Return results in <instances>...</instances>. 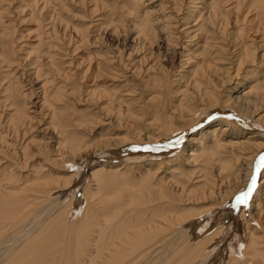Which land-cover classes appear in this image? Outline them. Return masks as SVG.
I'll use <instances>...</instances> for the list:
<instances>
[{
  "label": "bare ground",
  "instance_id": "6f19581e",
  "mask_svg": "<svg viewBox=\"0 0 264 264\" xmlns=\"http://www.w3.org/2000/svg\"><path fill=\"white\" fill-rule=\"evenodd\" d=\"M12 1L0 0V112H3L0 114V161L3 160L0 162V244H9V240H12L9 248L2 253L3 261L0 264H135L154 250L168 252L170 249L167 254L163 251L166 256L160 264H186L194 258H198L197 264H264L263 229V236L255 239L254 230L245 224L248 242L243 244L242 239H239L224 257L218 256L219 260H215L212 256L215 251L207 248L213 244L214 238L223 233L222 225L212 228L213 231L199 238L202 229L199 233L193 223L201 215L215 210L236 189L245 186L253 158L264 149V138L258 133L247 131V135L243 136L242 126L224 118L225 109L231 108L238 112L241 120L250 118L251 123L264 129V0H234L230 4L228 0H190L189 5L194 4V9L187 11L189 13H182V0H172L164 17L166 20L158 31H164L163 28L167 30L165 44L168 45L169 38L173 35L172 19V22L181 27L177 35L187 40L184 57L179 59L180 67L185 69L181 73L176 70L177 81L171 80L170 75L166 74L165 63H162L158 54H149L148 51L145 53L144 43L154 42L153 45L156 46L157 38L154 36L157 31L151 27L154 19L145 9H142L143 12L141 10L142 14L138 13L133 17L135 22L132 24V31L135 35L131 39L140 44H134L131 49L114 44L113 53L112 49L106 51L110 56H103L99 51V55L91 54L93 51L86 48L88 41L93 44L98 40L96 32L99 30L114 36L118 33V28L124 31L125 23L121 12H125V15L138 12L142 4L138 0L133 1L137 7L130 6V2V7L125 8L123 5L124 10V2L118 5L114 0H17L16 7L12 5ZM162 3L163 0L159 7L163 6ZM81 4L88 6L82 17L91 19L84 28L69 22L66 14L68 5L76 7ZM102 7L111 10L107 12V8L103 11ZM114 11H118L119 19L112 18ZM231 12L235 13L232 20L236 26L233 28L235 31L227 33ZM18 14H21L20 17L28 15V21H38L33 36L27 34L26 30L20 31L18 38L30 39V36H36L33 43L28 44L30 48L23 56L17 55L16 46H13V19ZM179 14L182 16L177 20ZM9 15L12 16L11 19ZM37 16L41 19H37ZM21 32H25V35ZM90 34L92 41L88 40ZM253 34H257V37L253 38ZM19 44L18 49H21L22 45ZM191 46L194 49L191 50ZM83 49H86L83 55L73 58ZM258 49L261 50L260 55L256 53ZM61 51L62 54L59 53ZM63 54L72 57L65 61L62 59ZM95 59L97 62L93 63L96 65L94 67L91 61ZM81 64L83 67L80 69ZM246 64H251L253 68H247ZM73 69L74 73L71 72ZM237 69L249 76L240 77ZM127 73L129 76L137 75L143 83L144 91L139 92V103L134 95L128 99L122 96L123 90L118 89V84H114L118 77L129 83ZM84 74L88 78L84 83L85 99L105 98L107 106L98 107L105 111L101 114L108 121L103 122L111 124V127L115 125L119 129L122 126L124 129L121 135L103 137L100 142L102 149L104 151L110 148L114 156H122L125 160L138 158L136 154L126 157L134 152L133 145L169 139L185 127L188 129L195 126L208 113H223V118L205 129L201 134L204 137L191 139L189 149L183 147V156L177 155L181 159H170L174 164H169V160H162L158 168L154 164L153 167L157 170L154 168L149 172L143 167L133 174L130 166L128 168L124 165L118 170L102 163L98 169L95 167V171H90L91 182L83 190L82 200L76 202L71 198L66 204H62L61 195L58 196L57 192L66 188L68 190L73 172L66 176L59 174L72 171L67 164L74 166L76 151H92L91 146L84 141V133L77 129H89L93 134V127L90 128V124L95 122L93 117L80 110L75 111V117H72L74 114L68 115L66 112V116L63 111H59V108L66 111L64 101L68 95L80 96L78 92L81 85L78 80L79 75L82 77ZM10 78H13L12 81H9ZM26 78L41 83V94L38 96L41 99L39 107L43 109L40 114L35 113V110L29 111L28 108L26 112V107L29 106L27 103H31L30 98L35 93V88ZM24 80L29 84L28 87L21 84ZM90 80L93 83H89ZM67 81H71L74 86L70 91L67 90L68 93ZM231 81L234 83L229 91L227 85ZM171 82L176 86L173 91L169 88ZM137 83H132L134 87H130L131 93L138 88ZM29 89L31 90L28 91ZM19 95L26 100L17 99ZM81 98L79 99L82 100ZM108 107L115 111L113 116L107 113ZM121 115L129 118V122L124 123L125 119ZM42 119L45 120L40 123ZM139 121L142 126H139ZM36 129L40 133L52 131L50 133L54 135L51 139L56 142L55 146L52 148V145H48L50 136H46L48 140L36 139L37 136L33 135ZM226 132L229 133L228 136H234L223 137ZM102 149L98 148L94 153H100ZM161 165L165 172L171 168L176 173L155 176ZM54 171L57 173L56 177H52L51 173ZM90 183L97 191L121 184L115 206L110 205L109 200H104L101 207L91 202ZM260 183H264V178ZM125 190V198L129 200L131 207L123 202ZM54 193L57 196H52ZM136 193L140 200L134 205ZM212 197L214 198L208 201L209 206H187L191 202L199 203ZM38 204H43L39 214L32 208ZM254 206L256 209L259 207L256 204ZM34 212L37 214L29 218L28 215ZM208 219L203 228L209 227ZM26 225L31 229L34 227L33 230L25 228ZM256 225L258 226V222ZM13 226L20 229V234H10L4 241L6 227ZM176 235L177 240H174ZM19 241L24 243L18 249ZM241 244L244 245L243 248L240 247ZM158 257L160 260V255Z\"/></svg>",
  "mask_w": 264,
  "mask_h": 264
},
{
  "label": "rangeland",
  "instance_id": "374dc122",
  "mask_svg": "<svg viewBox=\"0 0 264 264\" xmlns=\"http://www.w3.org/2000/svg\"><path fill=\"white\" fill-rule=\"evenodd\" d=\"M107 1H109V0H107ZM119 0H114V2L115 3H117L118 5H120V4H122V2H124L123 4H122V7H123V10H124V6H126L125 8H127V7H130V6H135L134 4H133V1L134 0H120L119 2H118ZM140 3H142L141 4V6H139V11L137 12H132V14H126L125 15V12H121L122 13V21L124 20V22L123 23H125L124 24V26L126 27H124V31H122V29H117L118 30V36H116L117 34H115V36L114 35H110V34H104V33H102L100 30L98 31V32H96V36L98 35V42L96 41L95 43H93V44H90V41H88V43H87V45H86V48H88L90 51H93V53H91V54H98L99 55V52H100V54L101 55H103V56H110V55H107V53H106V51H111V49L115 46V45H118L119 44V47L120 48H130L131 49V47L134 45V44H136L137 42L136 41H133L131 38L135 35V32L134 31H132V30H134L133 29V27H132V24L135 22V19L133 18L136 14H138V13H141V10L143 9H145L144 11H148L149 13H148V15L150 14V17L151 18H153L154 20H153V22L151 23L152 25H151V27L152 28H154L155 29V31H157L156 33L157 34H155L154 36H156L157 38H155L156 39V46L155 45H153V44H155L154 42H152V43H148V41H147V43L145 42H141V44H143L144 43V49H145V53L147 52V53H154L155 55H159V59L160 60H162V63H165V69H166V74L167 75H170V79L171 80H175V81H177L178 80V76H177V74H178V72H176V70L177 71H180V73L182 72V69H185V67H180V60L182 59V57H184L183 55V53H185V52H183L184 51V47H186V46H184L185 45V41H187L186 40V38H184V37H182V36H180V38H179V41L178 42H174V45H170V43H168V45H166L165 44V33H166V29L165 28H163L164 29V31L162 30L161 32H159L158 31V29H160V28H162L161 26H162V24H163V22H165V18L164 17H166V13L169 11L168 9H170L168 6L171 4V3H173L172 2V0H163V3H162V7L160 6L159 7V3L160 2H162V0H138ZM39 2V1H38ZM125 2H127V4L125 3ZM129 2V3H128ZM130 2H132V4L130 3ZM189 2H190V0H182V3H181V11H182V13H189V12H187V11H190V10H193L194 8H193V5L194 4H190L189 5ZM195 2H200V0H198V1H195ZM228 4H230V3H233L234 2V0H228ZM120 3V4H119ZM131 4V5H130ZM227 4V5H228ZM12 5H14L15 7L18 5V3H17V0H13L12 1ZM92 5V4H91ZM124 5V6H123ZM130 5V6H129ZM71 7V9H70V7ZM187 6V7H186ZM229 6V5H228ZM81 7V8H80ZM86 7V8H85ZM84 7V5L83 4H81V5H77L76 7H74L73 5H68V7H67V15H68V17H69V22H71V23H73L74 25H77L78 24V26H80V27H82V28H84L86 25H87V23L89 22V21H91V19L89 18V17H82V15H84L86 12H87V7L88 6H85ZM135 7H137V6H135ZM85 8V9H84ZM103 9H101V12H102V10L103 11H105L107 8H105V7H102ZM82 9V10H81ZM185 9V10H184ZM189 9V10H188ZM86 10V12H84ZM108 10H111V8H108L106 11L107 12H109ZM143 10H142V12H143ZM164 10V11H163ZM82 11V12H81ZM180 11V12H181ZM78 12V13H77ZM118 12V11H117ZM117 12H115L114 11V13L112 14V15H114V16H112V18L114 19H119V13H117ZM151 12V13H150ZM82 13V14H81ZM135 13V14H134ZM193 13V12H192ZM34 14H36V13H34ZM76 14V15H75ZM124 14V15H123ZM142 14V13H141ZM166 14V15H165ZM195 14V13H194ZM18 15H19V17H18ZM18 15H16L14 18L15 19H13L15 22L13 23L14 24V26H13V29H14V33L12 34V36L14 35V39H15V42H14V44H13V46H16V51H17V55H19V56H23V55H25V53H26V51L27 50H29V46H28V44H30V43H33L32 41H34V38H36V36H34V37H32L33 35H34V30H35V28H36V25H37V20L35 19V20H33V21H28V15H26V16H24V15H22V17H20L21 16V14H18ZM73 15H74V18L72 19V17H73ZM118 15V16H117ZM229 15H231V16H229V25H228V27H227V33H228V31H235V30H233V28L236 26V24H234L233 23V21L234 20H232V19H234L235 17V13H230ZM12 16H13V14H12ZM12 16L11 15H9V19H11L12 18ZM81 16V17H80ZM124 16V17H123ZM147 16V15H146ZM182 15L181 14H179V18L181 17ZM116 17H118V18H116ZM130 17V18H129ZM136 17V16H135ZM149 16H148V18H150ZM230 17H231V19H230ZM18 20H17V19ZM19 18H23V19H19ZM37 19H41V18H39L38 16L36 17ZM80 18V19H79ZM82 18V19H81ZM93 18H95V19H97L98 17H93ZM92 18V19H93ZM126 18H127V20H126ZM140 18H142V17H140ZM158 18V19H157ZM164 18V19H163ZM5 20H7L6 19V17L4 18ZM114 19V20H115ZM94 20V19H93ZM157 20H159V21H157ZM8 21V20H7ZM16 21H17V23H16ZM95 21V20H94ZM155 21H157V22H155ZM173 20L171 19V24H173V23H175V22H172ZM181 21V20H180ZM232 21V22H231ZM162 22V23H161ZM85 23V24H84ZM114 24V23H113ZM155 25H156V27H157V29H156V27H155ZM82 28H81V30H82ZM179 28H181V27H179ZM231 28V29H230ZM255 28V27H254ZM29 29V30H28ZM27 31V34H29V35H32V36H30V39L29 38H27V37H23V38H18L20 35V31ZM161 30V29H160ZM31 31V32H30ZM126 31V32H125ZM99 32H100V34H99ZM120 32V33H119ZM122 32H124V34H125V36H127V37H125L124 36V34L122 33ZM132 32V33H131ZM22 34H24L25 32H21ZM127 34V35H126ZM133 34V35H132ZM25 35V34H24ZM95 35V34H94ZM121 35H123V36H121ZM164 35V36H163ZM17 36V37H16ZM103 36V37H102ZM253 38H256L257 37V34H253V35H251ZM255 36V37H254ZM125 37V38H124ZM18 38V39H17ZM33 38V39H32ZM93 40L92 38H91V34H90V36L88 37V40ZM18 40V41H17ZM101 40H102V42H101ZM119 40V41H118ZM22 42V43H21ZM25 42V43H24ZM28 42V43H27ZM119 42V43H118ZM18 43H20L19 45H22V47H21V49H18ZM96 43H98V44H96ZM105 43V44H104ZM103 44V45H102ZM115 44V45H114ZM138 44H140V43H137V45ZM102 47H100V46ZM114 45V46H113ZM123 45H125V46H123ZM26 46H28V47H26ZM88 46V47H87ZM89 46H91V47H89ZM110 46V47H109ZM99 47V48H98ZM151 47V48H150ZM154 47V48H153ZM67 48H69V47H67ZM97 48V49H96ZM189 48V47H188ZM191 48V50L192 49H194V47H190ZM18 49V50H17ZM101 49V50H100ZM129 49V50H130ZM143 49V50H144ZM151 49V50H150ZM25 50V51H24ZM125 50V49H124ZM128 50V51H129ZM85 51H86V49H83V51H81V52H79L78 53V55H75V57H73V58H78L77 56H79V55H83V53H85ZM99 51V52H98ZM115 51V50H114ZM113 51V49H112V51H111V53H113L114 52ZM260 52V53H259ZM59 53H63V51H61V52H59ZM256 53H258L259 55L261 54V50L260 49H258V52H256ZM98 55L96 56L97 58H98ZM135 55V54H134ZM258 55V56H259ZM68 56V57H67ZM71 55H62V59L63 60H69V57H70ZM72 57V56H71ZM136 57H138V56H136ZM14 58H15V55H14ZM20 58V57H19ZM66 58V59H65ZM72 58V59H73ZM180 59V60H179ZM74 60V59H73ZM73 60H71V62L73 63L74 61ZM19 62H20V59H19ZM71 62L69 63V64H71ZM96 63L97 62V60L95 59V61L93 60V61H91V65H95V64H93V63ZM24 64V61L22 62V65ZM83 64H85V62H83ZM83 64H81V66H80V69L83 67ZM71 66H73V65H71ZM96 66V65H95ZM94 66V67H95ZM246 66H247V68H250V67H252L253 68V66H251V64H246ZM18 67H20V65L18 66ZM25 69H27V68H25ZM79 69V70H80ZM26 71H28V70H26ZM29 72V71H28ZM71 72H73L74 73V69L73 70H71ZM111 72V71H110ZM77 73V72H76ZM101 73H99V75H100ZM19 75V73H17L16 74V76H18ZM74 75V74H73ZM89 75H90V73H89ZM88 74H87V76H89ZM99 75H97V76H99ZM127 75H128V73H127ZM133 75V74H132ZM132 75H128L127 76V80L128 81H130L129 83L128 82H125V80L123 81V80H121V79H119L120 77H118V79L116 80V82L114 83L115 85L116 84H118V89H120V90H123L122 92H121V94H122V96H124L126 99H128V97L130 98V97H132L133 95L136 97V100H137V103H139V101L138 100H140L139 99V96H140V93L139 92H143L144 90H143V88H142V81L139 79V78H137L138 76L136 75V76H132ZM174 75V76H173ZM246 75H248V73H243V75H240V77H245ZM80 76V78H79V80H78V82H79V85H81L80 86V88H79V94H80V96L78 97V95L77 94H70V95H68L66 98H65V101L64 102H66L65 104H66V106H67V109H66V111H64L63 109H60L59 108V111H63V114L65 115L66 114V116H67V113H68V115L70 114V115H73L74 113H76L75 111L76 110H80L81 111V113H82V111H83V113H85V112H88V114H89V116H91V117H93L92 118V120H95V122H93L92 124H90V128H92L91 130H93V134L89 131V129H85V130H81V128H78L77 130L79 131V132H82V133H84V141L86 140V144H89L90 146H91V148H92V151H91V149H88V152L86 151V153L85 152H82V153H77V151H76V154H75V156H74V160H76V161H73V163H74V166L72 167V168H70V169H72V171H70V172H62L61 174H59V175H63V176H66V175H70V174H72V172H73V176H72V182L70 183V186L68 187V190H67V188L66 189H62V190H58V192H57V195L58 196H60L61 198H62V204H66L65 202H67V201H69V200H71V198H73L74 199V201H76V202H78V201H81L82 199H81V197H82V192H83V190L85 189V187L88 185V182H91V181H89V173H90V171H95V167H96V169H98V167H100L101 165H102V163L103 164H106V165H108V166H114V168L115 169H118L119 170V167H122V166H128V168H129V166H130V172H132L133 174L137 171V170H139V169H143V167H145V169L147 170V171H151V170H155L156 168L155 167H159L160 165H159V163H160V161H162V160H164L165 162H168V160H169V162H171V163H169V164H172L173 162H172V160H170L171 158H175L177 161L179 160V159H181V156H183L181 153H182V150H183V147H186V150L187 149H189V143H191L192 141H191V139H193V138H195V137H199V136H201V134L202 133H204L205 132V129H207V128H209V127H211V125H213V124H215L216 123V121L217 120H219V119H222L223 118V113H218V112H216L217 113V115H216V118L214 119V120H212V121H208L207 123H205L204 121H203V119H202V121H201V124H202V127H200V128H195V126L194 125H192L190 128H188V129H186V127H185V129H183L181 132H179V133H181L183 136H184V139H183V141H182V143L180 144V146L179 147H174V146H169V141H173L174 140V136L172 135V137L171 138H169V139H166V140H162V141H159V142H150V145H152V146H158V150L157 151H152L151 149H149V150H144L142 147H138V148H136L135 150H133L134 148H132V150L134 151L130 156L129 155H127L126 157H133L135 154L137 155V157L138 158H136L135 160H132V161H130V160H125L122 156H114L113 154V152H111V149L109 148H107V149H104V151H103V147L101 146V141H102V139H104V138H113V137H115L116 135H121V134H123L124 133V129H123V127L121 126V127H119V129H117L118 127H115V125H112V127H111V124H106L105 123V121L103 122V120H106L105 118H103V114H101V113H104L105 111H102V110H99V108H101V106H103V105H106V103L104 102V100H105V98H101L100 97V99H93L92 100V98H88L87 100L85 99L86 98V96H84L85 94H83L84 93V89H85V84H86V82H87V79L88 78H86L85 77V74L81 77V75H79ZM249 76V75H248ZM135 77V78H134ZM83 80H82V79ZM90 78V77H89ZM133 80H132V79ZM13 79V78H12ZM12 79L10 78V80L9 81H12ZM22 80V79H21ZM25 80H28L29 81V83H31V85L33 86V89H34V95H32L31 96V98H30V102L31 103H27V106L28 107H26V112H28V109H30L29 111H32V110H35L34 112L35 113H37V114H40V111L43 109H41V107H39V104L41 103V99H39L40 98V96H38L39 94H41L40 93V85H41V83L40 82H38V83H35L34 81H32V78L31 79H25ZM25 80L23 81V83L21 82V84L23 85V84H25L26 86L25 87H28L29 86V84H27V83H25ZM81 80V81H80ZM97 81V80H96ZM135 81H137V82H135ZM81 82V83H80ZM98 83H99V81H97ZM109 82H113V81H109ZM108 82V83H109ZM85 83V84H84ZM89 83H93V81L92 80H90V82ZM132 83L134 84V83H137L138 84V88L136 89V91H133V93H131L130 92V90H131V86H132ZM141 83V84H140ZM233 81H231L230 82V84L229 85H227L228 87H229V91L233 88L232 87V85H233ZM21 84H19V85H21ZM84 84V85H83ZM175 83H173V82H171L170 84H169V88H171L172 89V91L175 89V85H174ZM88 85H90V84H88ZM122 86H124V87H122ZM226 86V87H227ZM72 87H74L73 86V84H72V82L71 81H67V89H66V91L68 90V91H70V89L72 88ZM132 87H134V86H132ZM139 87H140V89H139ZM123 88V89H122ZM125 88H127V89H125ZM22 89H24V88H22ZM31 89H29L28 91H30ZM126 90L128 91V92H130L129 94H128V92H126ZM140 90V91H139ZM27 91V90H26ZM68 91L66 92V93H68ZM135 92H136V94H135ZM36 94V95H35ZM126 94V95H125ZM129 95V96H128ZM168 95H170V97L172 96L171 94H168ZM75 98H74V97ZM81 96H82V98H81ZM19 97H20V95H19ZM17 98V99H20V100H23V101H25L26 99L25 98ZM74 98V99H73ZM79 98H81L82 100H80ZM64 99V98H63ZM68 99V100H67ZM76 99V100H75ZM59 101V100H58ZM57 101V102H58ZM77 101V102H76ZM33 102V103H32ZM132 102V101H131ZM32 104H33V106H32ZM71 106V107H70ZM107 106V105H106ZM99 107V108H98ZM168 107H169V104H168ZM28 108V109H27ZM110 108V109H109ZM74 110V111H73ZM89 110V111H88ZM99 110V111H98ZM38 111V112H37ZM67 112V113H66ZM71 112H73V113H71ZM99 112V113H98ZM3 112H0V114H2ZM107 113H109V115H112L113 116V114H115V111H113V109H112V107H108V109H107ZM111 113V114H110ZM113 113V114H112ZM228 113H231L233 116H236V117H238L239 119L238 120H233V119H230L229 118V116H228ZM238 112H236L235 110H232L231 108H226L225 109V112H224V118H226V120H232L234 123H236V124H238L239 126H242L243 128H244V131H242V134H243V136H245V135H247V133L248 132H256V133H258L259 135H260V137H263L264 138V133H263V131H264V129L262 128V127H260V126H258V125H255V124H253V123H251V120H250V118H245L244 120H241V116L239 115V114H237ZM32 113H29V115H31ZM98 114H99V116H98ZM77 115V114H76ZM75 114L72 116V117H75L76 116ZM117 116V115H116ZM41 117V116H40ZM65 117V116H64ZM121 117L123 118V119H125V121L124 120H121V121H124V123H126V122H129V118H127L125 115L124 116H122L121 115ZM120 117V118H121ZM108 118H110V117H108ZM64 119H66V118H64ZM101 119H102V121H101ZM45 119H42L41 120V122L40 123H42L43 121H44ZM0 121H1V119H0ZM99 121H100V123H99ZM108 120H106V122H107ZM241 121H244V122H241ZM96 122H98V123H96ZM101 122H102V124H101ZM33 123V122H32ZM34 124V123H33ZM138 124H139V126H142V124H141V122L139 121L138 122ZM41 127H43V125L41 126ZM101 127V128H100ZM193 128H195V130L193 131V130H191V129H193ZM239 129H241L240 127H239ZM81 130V131H80ZM111 130V131H110ZM107 131H109V132H107ZM248 131V132H247ZM46 132V133H45ZM45 132H38L37 131V129H36V131H35V133L33 134V135H35V137H36V139H40V138H43V140H48V138L47 137H49L50 136V139L48 140L49 141V146H51L52 145V148H53V146H55V144H56V142L55 141H53L52 139H53V135H54V133H50V132H52V131H45ZM112 132V133H111ZM121 132V133H120ZM227 133V132H226ZM47 134V135H46ZM89 134V135H88ZM229 135V133H227V134H225V136H223V137H225V138H231L232 136H234L233 134H231V136H228ZM11 136H12V134H10V138H11ZM47 136V137H46ZM51 136H52V139H51ZM108 136H110V137H108ZM55 137V140H56V136H54ZM104 137V138H103ZM201 137H204V135H202ZM206 138H208V136H206ZM260 140V139H259ZM263 140V139H262ZM53 141V142H52ZM186 141V142H185ZM93 145V146H92ZM137 145H145V144H137ZM102 149L101 151L102 152H96V153H94L95 152V150L96 149ZM108 150V151H107ZM264 150V149H263ZM262 151V150H261ZM260 151V152H261ZM80 152V151H79ZM186 152V151H185ZM94 153V154H93ZM181 155V156H177V155ZM1 161H3V160H1ZM0 161V162H1ZM78 161V162H77ZM157 164H156V163ZM76 163V164H75ZM71 164V163H70ZM147 164V165H146ZM154 164H155V167H153L154 166ZM174 164V163H173ZM68 165V164H67ZM100 165V166H99ZM142 165V166H141ZM150 165V166H149ZM46 167H48V165L46 166ZM148 167V168H147ZM155 168V169H154ZM74 170V171H73ZM123 170V169H122ZM121 170V171H122ZM129 170V169H128ZM157 170V169H156ZM171 170V171H170ZM56 171H54V173H51V174H53L52 175V177H56V174L57 173H55ZM74 172H76V173H74ZM164 172V173H163ZM176 173V171H174V170H172L171 168L170 169H167V171L165 172V170H164V167H163V165H161V167H160V169H159V172H156V174H155V176L156 175H159V176H157V177H162V176H168L169 175V173ZM213 172V174H214V170L212 171ZM28 173V172H27ZM27 173H23V174H27ZM165 173H167V174H165ZM65 174V175H64ZM138 174V173H137ZM80 175V176H79ZM155 176H153L154 178H155ZM263 178H264V169H262L261 170V173H259L258 174V176H257V189H256V191L254 192V197H253V199L251 200V202H250V207L248 208V209H244L242 206L239 208V209H230V206H229V201H230V199L232 198V196H230L226 201H224V202H222L220 205H217V208L215 209V210H213V211H211V212H209V213H207V214H203V215H201V217H199L197 220L195 219L194 220V226L196 227V229L195 230H199V233H200V229H202L203 231H202V233L199 235V238H200V236H205V235H207L208 234V232H211V231H213L212 230V228L213 229H216V228H218L220 225H222V227H223V230H222V232L223 233H221V235L220 236H218V237H216V238H214L213 240H214V242H213V244L212 245H210L207 249L208 250H212V251H215V252H212V254H214V255H212L214 258H215V260L216 259H218L219 260V257L221 258V257H224L223 255L225 254V253H227L228 251H229V249L231 248V247H234V246H236V244H237V242L239 241V239H242V241H243V244H246L247 242H248V237H247V233L245 232V224H248V227L251 229V230H254L253 232H254V237H255V239L257 238V237H261V236H263V232H264V183L263 184H261L260 183V181L261 180H263ZM174 179V178H173ZM172 179V180H173ZM184 179H185V177H184ZM184 179H182V180H184ZM175 180V179H174ZM181 180V181H182ZM195 180V179H194ZM193 180V181H194ZM154 181V180H153ZM171 183V182H170ZM191 183V182H190ZM90 184H92V183H90ZM234 184V183H233ZM92 186H93V184L89 187L90 188V192L92 193V197L90 198L91 199V202H93V203H96L99 207H101V205L103 206V204L105 203V201L104 200H109V204L110 205H114L115 206V203H116V200H117V198H118V196H119V194H117V193H119V190H120V188H121V184H119L118 186L117 185H115L113 188H111V189H106V188H103V189H101V190H99V191H97L96 189H95V187H93L92 188ZM120 186V187H119ZM175 186V185H174ZM192 186H194V184L192 183ZM117 187V188H116ZM119 187V188H118ZM169 188H168V190H169V192H171L172 193V191H170L171 190V188H170V186H168ZM172 187V186H171ZM173 188V187H172ZM177 188V187H176ZM242 187H240V188H238V189H236L237 191L239 190V189H241ZM105 189H106V191H105ZM111 190V191H110ZM115 190V191H114ZM67 191V192H66ZM110 191V192H109ZM237 191H235V192H237ZM127 191L125 190L123 193L125 194ZM234 192V193H235ZM61 193V194H60ZM89 193V192H88ZM117 196H115V195ZM137 194V193H136ZM56 195V193H54V195H52V196H57ZM107 196V198H106V196ZM113 195L114 197H111V196ZM127 195L125 194L124 195V200H123V202H125V205H128L127 207H131V205H129L130 204V202H129V200L128 199H126L125 197H126ZM95 197V198H94ZM111 197V198H110ZM135 197H137V198H135V204L134 205H136L137 204V202L140 200L139 198V196H138V194L135 196ZM214 197H212V198H205V199H203L204 201H201V202H195L194 204L191 202V203H189L187 206H192V207H195V208H198V207H200L201 206V204H205L204 206H209L210 204H209V202H210V200H212ZM41 199V198H40ZM207 199V200H206ZM64 200V201H63ZM114 201V202H111V201ZM206 200V201H205ZM104 201V202H103ZM209 201V202H208ZM259 201V202H258ZM256 204V206L258 207V209H256L255 208V205ZM198 205V206H197ZM32 206V205H31ZM252 206H254V207H252ZM262 206V207H261ZM36 207V208H35ZM42 207H43V204H38V206L36 205H33L32 206V208H34V210L39 214L40 212V210L42 209ZM126 207V206H125ZM126 207V208H127ZM261 207V208H260ZM255 211H257L256 213H255ZM36 212H34L32 215H28L29 216V218H30V216H33L34 214H37ZM237 212L239 213L238 215H237ZM244 212V213H243ZM106 213H108V211L106 212ZM258 213V214H257ZM209 218V219H208ZM208 219V224H209V227L208 228H203V226H204V222L206 221ZM244 222H246V223H244ZM254 222V223H253ZM256 222H258V226L256 225ZM255 225V226H254ZM29 226V225H28ZM27 225L25 226V228H28V229H30V230H33V228L34 227H32V229L31 228H29ZM257 226V227H256ZM16 226H13L12 228L11 227H6L7 229L5 230V232L3 233L4 235V241L5 240H7L8 238H9V236L8 235H10V234H12V235H14V234H17V233H19V231H20V229L19 228H15ZM263 227V228H262ZM13 230V233L11 232V230ZM262 229H263V232H261L262 231ZM7 230H9V231H7ZM14 230H16V232H14ZM209 230V231H208ZM20 234V233H19ZM32 234H34V233H32ZM31 234V235H32ZM259 234V235H258ZM16 236H19V235H16ZM12 237V236H11ZM178 237V235H176L175 236V238H174V240H177L176 238ZM201 237V238H202ZM9 242L10 243H12V240L10 241L9 240ZM9 242H7V243H9ZM245 242V243H244ZM10 243L9 244H4L3 242L0 244V263H1V261H3V260H1L2 258V253L4 252V251H6L7 250V248H9V245H10ZM18 243H20V241L18 242ZM17 243V244H18ZM24 243V242H23ZM23 243H20V246L18 247V249L23 245ZM5 246H4V245ZM8 245V246H7ZM234 245V246H233ZM3 247H5V248H3ZM160 251H161V253H160ZM163 251H166V250H154V252L155 253H158V255H156L154 252L153 253H149V254H146L144 257H142V259L139 261V262H137V263H135V264H156L157 263V261H159L157 264H160V261H164V257L166 256V254L169 252V251H171V249L167 252L166 251V254H163ZM220 251V252H219ZM218 252V253H217ZM152 254V255H151ZM153 254H155V255H153ZM160 255V260H159V256ZM163 256V257H162ZM219 256V257H218ZM162 258V259H161ZM193 263H192V262ZM190 261V263L188 262V263H186V264H197L198 263V258H194V260L192 259Z\"/></svg>",
  "mask_w": 264,
  "mask_h": 264
},
{
  "label": "snow or ice",
  "instance_id": "6c2138e0",
  "mask_svg": "<svg viewBox=\"0 0 264 264\" xmlns=\"http://www.w3.org/2000/svg\"><path fill=\"white\" fill-rule=\"evenodd\" d=\"M179 19V17L177 16V20ZM172 32L173 35L170 36L169 38V43L170 45H172L174 42H178L179 41V35H177V33H180V29L178 27L177 24L173 23L172 26ZM241 67H243V65H241ZM238 74L243 75L242 72H240V69H237ZM217 113L216 112H212V113H208L206 114L205 117H203V121L205 123H207L208 121H212L216 118ZM228 116L230 119L233 120H238L239 118L236 116H233L231 113H228ZM202 127L201 122H196L195 124V128H200ZM195 128L191 129V130H195ZM174 140L173 141H169V146H174V147H179L180 144L182 143L184 136L181 133H174ZM138 147H142L144 150H149L151 149L152 151H157L158 150V146H152L150 144H145V145H133V148L136 149ZM68 168H72V165L69 164L67 165ZM264 169V150H262L257 156H255L253 158L252 164H251V169H250V174L249 177L246 181V184L244 187H242L241 189H239L237 192H235L232 195V198L229 201V206L230 209H239L241 206L244 209H248L250 207V202L254 197V192L257 189V176L259 173H261V170ZM239 213L237 212V215ZM254 223V222H253ZM203 231V230H202ZM241 248L244 247L243 244L240 245Z\"/></svg>",
  "mask_w": 264,
  "mask_h": 264
}]
</instances>
